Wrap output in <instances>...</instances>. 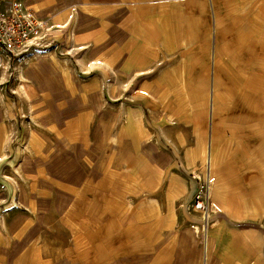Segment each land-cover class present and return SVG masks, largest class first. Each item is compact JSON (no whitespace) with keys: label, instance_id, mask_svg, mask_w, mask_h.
<instances>
[{"label":"rangeland","instance_id":"rangeland-1","mask_svg":"<svg viewBox=\"0 0 264 264\" xmlns=\"http://www.w3.org/2000/svg\"><path fill=\"white\" fill-rule=\"evenodd\" d=\"M171 2L159 41L50 24L0 70V264H264V2Z\"/></svg>","mask_w":264,"mask_h":264},{"label":"crops","instance_id":"crops-1","mask_svg":"<svg viewBox=\"0 0 264 264\" xmlns=\"http://www.w3.org/2000/svg\"><path fill=\"white\" fill-rule=\"evenodd\" d=\"M171 1L173 0H44L43 3H40L42 6L40 7V11L44 14L42 17L47 18L49 23L54 25V32H56L59 37H62V32L65 30L74 28V38H61L60 40H63L62 42L64 43L74 42L79 44L96 40L92 38L94 32L88 30L94 27L98 29L97 33L101 32L102 35V38L96 41L106 43L126 42V32H131V34L134 33L133 28L137 23V19L141 17L143 21L145 20L142 26L143 31H148L149 34L153 35V41H159V34L160 36H171V34H173L172 12L170 8L173 3ZM139 9H142L143 13L138 14L137 11H140ZM146 19H148V21H146ZM79 27H81L80 33L78 32ZM59 28L60 30H58ZM99 28L101 29L99 30ZM167 40L168 39H165L163 41ZM121 55L123 54H119L116 57H121ZM44 62V60L41 62L43 68L49 65L47 61ZM36 69L38 68L36 67ZM25 73L31 76L28 67ZM21 75L26 77L24 73H21ZM55 80L58 79L55 78ZM20 82L21 84L24 83L22 79ZM25 83L26 85L32 84L28 80V77H26ZM57 84L60 86V83ZM32 89L37 91L40 90L38 86ZM45 89H43V91H45ZM30 101L33 102L31 99ZM50 103L53 104V101H50ZM60 140L68 142L66 138L61 136ZM68 145H70L69 142ZM59 173L60 176H64V174H61V166ZM22 195H24L23 192ZM39 264H62V262H55L50 255H41Z\"/></svg>","mask_w":264,"mask_h":264},{"label":"built area","instance_id":"built-area-1","mask_svg":"<svg viewBox=\"0 0 264 264\" xmlns=\"http://www.w3.org/2000/svg\"><path fill=\"white\" fill-rule=\"evenodd\" d=\"M50 29L47 18L18 0L0 9V70L14 57L26 54L34 44L48 38ZM196 207L206 210L207 203L198 197Z\"/></svg>","mask_w":264,"mask_h":264},{"label":"bare ground","instance_id":"bare-ground-1","mask_svg":"<svg viewBox=\"0 0 264 264\" xmlns=\"http://www.w3.org/2000/svg\"><path fill=\"white\" fill-rule=\"evenodd\" d=\"M262 23H264V12H260V14L258 15V24H262ZM156 34V33H155ZM264 35V34H263ZM252 49V48H251ZM250 49V50H251ZM214 59V58H213ZM9 65L7 64V65H5L4 66V68L2 69V73L4 74V75H6L7 73H8V70H9V67H8ZM200 86V85H199ZM261 86V85H260ZM22 88H23V92L24 93H28V91L26 90V88H25V86H21ZM214 102V101H213ZM226 124V123H225ZM228 124V123H227ZM227 126V125H226ZM220 151V150H219ZM219 156V155H218ZM215 160H216V158H215ZM213 170V169H212ZM214 171V170H213ZM214 173V172H213ZM216 176V175H215ZM218 177V176H217ZM222 187H223V185H222ZM212 192V191H211ZM214 205V204H213Z\"/></svg>","mask_w":264,"mask_h":264}]
</instances>
